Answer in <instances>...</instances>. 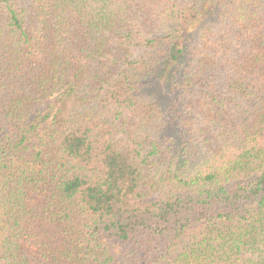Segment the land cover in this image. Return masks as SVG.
Instances as JSON below:
<instances>
[{
	"label": "trees",
	"instance_id": "trees-1",
	"mask_svg": "<svg viewBox=\"0 0 264 264\" xmlns=\"http://www.w3.org/2000/svg\"><path fill=\"white\" fill-rule=\"evenodd\" d=\"M0 264H264V0H0Z\"/></svg>",
	"mask_w": 264,
	"mask_h": 264
}]
</instances>
